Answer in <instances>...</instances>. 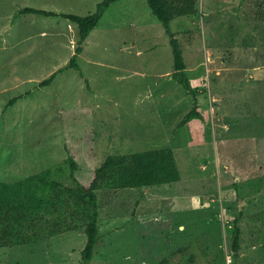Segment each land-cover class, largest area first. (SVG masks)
I'll use <instances>...</instances> for the list:
<instances>
[{
  "label": "rangeland",
  "instance_id": "374dc122",
  "mask_svg": "<svg viewBox=\"0 0 264 264\" xmlns=\"http://www.w3.org/2000/svg\"><path fill=\"white\" fill-rule=\"evenodd\" d=\"M101 1L0 0V179L61 166L57 177L70 185L71 153L87 181L109 155L172 148L181 180L104 190L101 239L89 261L81 229L0 248V264H264V0H198L197 15L171 22L192 85L207 90L208 118L182 127L193 102L169 79L170 37L147 0L106 10L79 55L83 75L67 68L40 85L70 61L78 27L19 10L87 15ZM84 107L92 110L93 159L86 126L63 120Z\"/></svg>",
  "mask_w": 264,
  "mask_h": 264
},
{
  "label": "trees",
  "instance_id": "16d2710c",
  "mask_svg": "<svg viewBox=\"0 0 264 264\" xmlns=\"http://www.w3.org/2000/svg\"><path fill=\"white\" fill-rule=\"evenodd\" d=\"M119 0H102L96 10L87 15L56 12L26 6L19 13H36L46 17H63L76 24L79 39L75 53L68 64L40 82L50 85L59 72L75 68L81 72L79 55L84 51V43L97 27L106 10ZM153 15L162 23L170 37L174 59V71L169 79L180 85L193 102L192 110L183 118L180 126L193 120L205 121L208 115L201 112L202 102L207 98V90H199L192 85L188 75L185 56L171 22L184 16L199 13L198 0H147ZM19 96L10 100L14 103ZM91 108L84 107L64 113V123L68 128L75 125L86 126L84 136L89 158L95 156L94 125L90 118ZM70 177L74 184L59 179L61 166L37 169L24 179L4 181L0 179V248L23 246L67 231L84 229L87 236L82 251L84 260H91L101 239L100 201L104 190L153 187L181 180L175 152L172 148L143 150L129 154L109 155L101 166L91 172L87 181L77 177L79 163L71 153L68 162ZM240 216L233 221L232 250L237 257L241 247L242 229ZM159 264H170L163 260Z\"/></svg>",
  "mask_w": 264,
  "mask_h": 264
}]
</instances>
